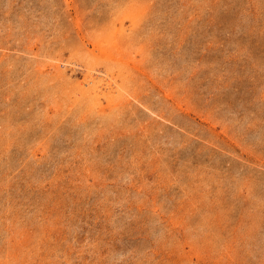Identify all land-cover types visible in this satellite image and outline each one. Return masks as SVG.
Returning a JSON list of instances; mask_svg holds the SVG:
<instances>
[{"label": "rangeland", "instance_id": "374dc122", "mask_svg": "<svg viewBox=\"0 0 264 264\" xmlns=\"http://www.w3.org/2000/svg\"><path fill=\"white\" fill-rule=\"evenodd\" d=\"M0 152V264H264V0H0Z\"/></svg>", "mask_w": 264, "mask_h": 264}, {"label": "bare ground", "instance_id": "6f19581e", "mask_svg": "<svg viewBox=\"0 0 264 264\" xmlns=\"http://www.w3.org/2000/svg\"><path fill=\"white\" fill-rule=\"evenodd\" d=\"M115 3V2H114ZM71 5V4H70ZM132 27V26H131ZM135 27V26H134ZM79 30V29H78ZM77 30V31H78ZM124 31V30H123ZM118 32V31H117ZM122 32V31H121ZM82 35V34H81ZM126 35V34H125ZM130 35V34H129ZM134 36V34H133ZM133 38V37H132ZM131 38V39H132ZM128 40V39H127ZM135 40V39H133ZM118 39L113 38L111 42H113V45L117 46L116 43L118 44ZM129 42V41H128ZM133 42V41H132ZM134 44V43H132ZM112 45V44H111ZM130 45V43H129ZM118 45L116 53L113 52L110 53L112 54V59L115 61H119L120 63L123 62L122 59L120 58H115L116 55H119L121 52L124 54V50ZM132 47V46H130ZM134 47V46H133ZM114 48V46H113ZM141 49V48H140ZM142 50V49H141ZM83 51V50H82ZM120 52V53H119ZM119 53V54H118ZM127 53V52H126ZM125 53V54H126ZM138 55V54H137ZM125 56V55H124ZM109 57V56H108ZM115 58V59H114ZM129 58V57H128ZM141 58V57H140ZM24 61V60H23ZM98 61V60H97ZM96 61V62H97ZM128 62V61H127ZM67 64V62H66ZM69 64V63H68ZM132 65V64H131ZM55 68L59 71L60 70V65L56 64L54 65ZM67 66V65H66ZM86 66V65H84ZM91 66V65H90ZM89 66V67H90ZM107 66V65H106ZM144 66V65H143ZM68 67V66H67ZM79 67V66H78ZM131 67V66H129ZM110 68V67H109ZM145 68V67H144ZM76 70V69H75ZM156 71V70H155ZM134 73V72H133ZM58 75L65 76L64 72L59 71ZM85 79L77 85V88L79 90V100L80 103H87V105H91L93 102L100 103L101 100L103 99L102 97H105L109 104L113 103L114 107H118L121 105L119 98H117L118 94H115V89H117L120 92V89L123 88L122 85L119 84V82L115 79L114 74L108 69L104 68H98V67H90L87 70V73L85 74ZM37 76V75H36ZM42 77V76H41ZM136 77V76H135ZM40 78V77H39ZM44 78V77H43ZM63 78V77H62ZM53 79V78H52ZM55 79L58 80V78L55 77ZM61 80V79H60ZM135 80V79H134ZM53 81V80H52ZM43 82V81H42ZM124 83V82H123ZM77 84V83H76ZM60 85V84H59ZM63 85V84H62ZM58 86V85H57ZM67 86V85H66ZM126 86V85H125ZM128 86V85H127ZM61 87V86H60ZM63 87V86H62ZM44 88V87H43ZM52 88V87H50ZM125 89V88H124ZM55 92V91H54ZM68 92V91H67ZM66 92V93H67ZM73 93V92H72ZM166 93V92H165ZM77 94V93H76ZM53 96V95H52ZM69 96V95H68ZM119 96V95H118ZM51 97V96H50ZM66 97V96H65ZM76 98V97H75ZM65 99V98H64ZM119 100V101H118ZM127 102V101H125ZM70 106V105H69ZM99 106V105H97ZM111 107V106H110ZM64 108V107H63ZM122 108V107H121ZM76 110V109H75ZM79 110V109H78ZM43 111V110H42ZM77 111V110H76ZM112 112V111H111ZM75 115V114H74ZM106 115V114H105ZM192 119V118H191ZM81 128V127H80ZM106 138V137H105ZM182 145V144H181ZM1 153V152H0ZM195 178V177H194ZM175 182V181H174ZM155 189V188H154ZM208 194V193H207ZM204 197V196H203ZM227 222V221H225Z\"/></svg>", "mask_w": 264, "mask_h": 264}]
</instances>
